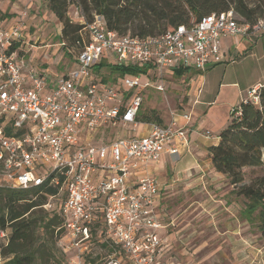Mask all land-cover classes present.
Listing matches in <instances>:
<instances>
[{
  "label": "built area",
  "instance_id": "built-area-1",
  "mask_svg": "<svg viewBox=\"0 0 264 264\" xmlns=\"http://www.w3.org/2000/svg\"><path fill=\"white\" fill-rule=\"evenodd\" d=\"M81 24L83 47L76 66L51 79L18 58L22 22L10 27L0 22V184L26 189L49 180L58 193L64 191L56 210L63 229L58 246L69 254L62 264H92L97 246L111 249L102 264H160L154 201L161 183L137 171L159 163L165 152L178 159V143L187 145L186 127H177L173 116L165 124L144 123V135L120 134L98 145L89 137L100 128L136 127L143 101L139 91H164L167 69L202 71L222 62L221 36L264 32V18L240 21L230 9L142 38L108 29L99 14ZM102 59L147 72L141 79L124 76L117 89L96 78L94 68ZM125 90L133 93L125 97ZM263 91L264 83H258L243 99L258 103ZM180 118L188 122L190 113ZM54 197L45 209H52ZM6 235L0 230V237Z\"/></svg>",
  "mask_w": 264,
  "mask_h": 264
},
{
  "label": "rangeland",
  "instance_id": "rangeland-1",
  "mask_svg": "<svg viewBox=\"0 0 264 264\" xmlns=\"http://www.w3.org/2000/svg\"><path fill=\"white\" fill-rule=\"evenodd\" d=\"M67 10L73 22L81 23L83 15L76 3H70ZM0 15L4 17L3 22H22L18 56L27 62L26 67L42 68L51 79H55L69 68L71 62H76L77 49L60 44L61 25L48 9L47 0H1ZM226 36V44H230L229 56L211 70L197 71L190 77L193 70L182 77L164 76V91L153 88L141 90L142 110H153L161 118L162 124H165L173 116L190 111L187 102L196 99L192 92L195 93L200 79L208 80L206 88H203L204 101H211L216 96L219 81L236 82L235 88L226 85L228 95L237 88L245 89L256 82L264 83V51L258 49L262 47L253 48L252 52L244 54L245 43L242 39L231 34ZM259 43L262 45L264 40L259 39ZM94 74L97 79L103 78L109 83L113 78L120 79L117 73L105 66L98 71L94 70ZM138 77L141 79L142 75ZM190 79L195 81L194 86L188 85ZM222 91L219 96H222ZM226 91L222 100L214 104V108L218 107L215 118L221 116L220 112L226 103L234 101L235 106L236 101H239L234 98V94L228 96ZM201 107L205 108L206 105ZM199 108L197 106L193 113L199 120H203L204 113ZM121 130L111 131L106 128L103 133L89 137L88 142L94 145H98V140L108 142L120 135ZM243 172L245 183L261 174L259 168L251 167L243 168ZM167 179L169 188L165 193V210L174 225L169 228L171 235L164 254L165 260H171L174 264H264V239L258 231L256 213L249 215L245 211L244 198L236 194L237 187L230 185L224 174L206 170L198 175L186 176L181 173L176 176L171 170ZM64 195V191H59L51 199L52 209L44 210L56 211ZM38 232L42 236L40 240L48 241ZM4 239L0 237V240ZM48 246L56 256L62 254L64 260L69 255L60 250L55 240L49 241ZM93 251L94 256H101L98 261L104 260L105 249L97 246ZM41 263L42 260L37 262Z\"/></svg>",
  "mask_w": 264,
  "mask_h": 264
},
{
  "label": "trees",
  "instance_id": "trees-1",
  "mask_svg": "<svg viewBox=\"0 0 264 264\" xmlns=\"http://www.w3.org/2000/svg\"><path fill=\"white\" fill-rule=\"evenodd\" d=\"M70 3L77 4L85 22L92 21L94 15L99 14L108 29L141 38L174 30L181 24L190 26L205 15L230 9L240 21L253 23L264 18V0H47L48 9L61 25L60 43L74 46L77 54L83 47L81 33L84 25L69 18L67 9ZM104 66L120 77L118 80L113 78L110 83L117 89L124 76L147 72L146 67L108 63L104 59L94 66V70ZM189 71V68H177L174 73L181 77ZM197 71L193 70L189 77ZM98 81L107 80L101 78ZM132 93V90H125V97ZM136 120L162 124L153 110L144 111L141 106ZM208 154L213 169L224 174L229 184L237 187L236 194L244 198L245 211L249 215L256 213L258 231L264 239V91L258 103L242 99L232 107L226 127L218 134V142L208 147ZM245 167L259 168L261 174L245 183ZM58 179L62 181L63 176L58 175ZM48 181L26 189L0 184V230L7 231L5 239L0 240L1 264H37L39 260H42L41 264L64 262L63 255L56 256L48 246L49 241L58 242L63 234L58 213L44 210L48 200L58 194V186L50 185ZM38 231L48 241L40 240L42 236ZM110 251L107 249L104 255ZM100 258V255L92 257V264H102L98 261Z\"/></svg>",
  "mask_w": 264,
  "mask_h": 264
},
{
  "label": "crops",
  "instance_id": "crops-1",
  "mask_svg": "<svg viewBox=\"0 0 264 264\" xmlns=\"http://www.w3.org/2000/svg\"><path fill=\"white\" fill-rule=\"evenodd\" d=\"M0 3H1V0H0ZM2 18L4 17L0 15V22L5 27H10L12 25V23H8L7 21L3 22ZM227 38H228L227 36H221L220 38V52L224 58H226V56L227 55L229 56L230 54V44L228 46V44H226V41H225ZM240 38L242 39V42L245 43V47H243L245 50L244 54L248 52H252L253 48L255 49L256 47L257 48L262 47L258 49L259 50L261 49L262 51H264V43L262 45H260L259 43V39H262V41L264 40V32H258L254 36L240 37ZM18 54L20 55V48H18L17 50V55ZM244 54L240 55L239 57L244 56ZM18 58L21 59V57L19 56ZM228 59L230 58L228 57ZM25 64L27 65V62H25ZM217 64L208 66L205 69V71L211 70ZM75 66H76V62H71V65H69V68L66 71H64L63 74L67 73L69 70L73 69ZM189 69L195 70L193 68H189ZM40 70L46 73V71L43 70L42 68H40ZM174 72H175V69H167L165 76H168V77L175 76ZM198 82H199L198 87L195 93L192 92L193 96L196 99L194 100L189 99V101L187 102V105L190 109L189 113L191 112L190 120L188 122H185L184 120L180 118V115L176 116V119H177L176 126L177 127L185 126L187 129V134H186L187 135V145L178 143L179 152H180L179 158L174 159L170 154L165 152L161 155V159L159 163H150L146 167L141 168L140 170L137 171V174L139 175L155 176L161 183L159 193L154 201L155 215L160 225L159 237L162 243V251L159 256L160 264L173 263L171 262V260L164 259V254L166 252V248L168 246V242L170 240V235H171L169 234V228L174 225L173 220H171V218L168 216V213L165 210L166 209L165 208V193L167 192L169 188V181L167 179L168 173L171 170H173L176 176L181 175V173L183 175L190 176V175H198L200 172L202 173L206 170H210L212 172L214 171L212 167V163H211V158L208 154V147L218 142V134L223 128L226 127L228 123L229 111L231 108L230 106H233L235 104L233 103L234 101H231L232 103H226L225 107L223 108V111L220 112L221 116L218 115L215 118V115L218 112V107L214 108V104L222 100L221 98L223 96V93L226 91L225 88H227L226 85H231L232 87L235 88L237 87L236 82L223 83L222 81H219L217 94L215 97H213L211 101H208V99H206L207 101H204L205 99H203V97H205V94H203V91H204L203 88H206V84L208 83V80L200 79ZM189 84L194 86L195 81L193 79H190L188 81V85ZM256 84L258 83L257 82L253 83L252 85L245 87V89L237 88L234 90V92L230 93L229 95L226 91V94L228 96H231L232 94H234V98L235 99L237 98V100H239V101H236L238 104V102H240L243 98L246 97L248 89L253 87ZM221 89H223L222 96H219L221 93ZM205 105H206L205 108L201 107ZM197 106L200 107L199 111L202 110L204 113L203 120H199V118L196 117L195 114L193 113V111L196 109ZM126 127H125L126 128L125 130L119 129L121 130L120 134L140 136L146 133V126L144 123H140L134 128L130 125ZM104 129L106 128H100L95 133L96 134L103 133L102 131ZM109 129L113 131V129L111 128ZM133 131L135 132L133 133ZM206 131L209 132V135H206ZM94 134H92L91 136L93 137ZM100 143H103V142L98 140V144ZM226 223H229V221Z\"/></svg>",
  "mask_w": 264,
  "mask_h": 264
}]
</instances>
